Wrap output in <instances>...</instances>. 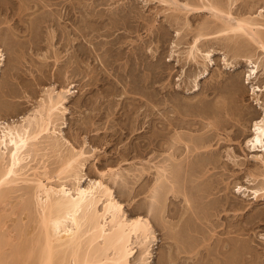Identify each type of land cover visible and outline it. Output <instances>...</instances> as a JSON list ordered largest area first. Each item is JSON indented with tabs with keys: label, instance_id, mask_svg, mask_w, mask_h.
<instances>
[{
	"label": "rangeland",
	"instance_id": "rangeland-1",
	"mask_svg": "<svg viewBox=\"0 0 264 264\" xmlns=\"http://www.w3.org/2000/svg\"><path fill=\"white\" fill-rule=\"evenodd\" d=\"M46 1L0 0V121L31 112L46 88L71 89L62 133L76 148L85 145L84 171L92 179H100L101 172L109 176L105 181L129 218L151 220L155 239L149 264H264V200L236 187L258 185L252 174L263 171L255 156L264 152L246 144L253 123L263 116L251 86L264 87V52L256 44L237 48L215 39L199 45L211 52L209 67L201 59L186 65L194 34L212 22L206 10L183 11L175 21L166 4L152 0H50L48 7ZM220 1L233 4L234 16L264 21L259 14L264 0ZM206 93L208 102L201 104ZM238 93L245 97L239 103ZM219 97L231 111L226 117ZM240 111L247 115L238 122ZM209 120L215 125L210 127ZM186 142L212 144L191 154ZM50 156L46 162L54 168L57 157ZM187 157L186 191L192 202L182 192L171 193L162 200V217L154 218L149 210L158 183L155 166L165 160L173 166L174 159ZM21 193L10 206L2 204L4 212H11ZM7 216V227L19 220L17 214ZM236 245L242 250L232 251L224 262L219 250ZM140 256L139 249L132 264Z\"/></svg>",
	"mask_w": 264,
	"mask_h": 264
},
{
	"label": "bare ground",
	"instance_id": "bare-ground-1",
	"mask_svg": "<svg viewBox=\"0 0 264 264\" xmlns=\"http://www.w3.org/2000/svg\"><path fill=\"white\" fill-rule=\"evenodd\" d=\"M152 1L166 4L168 8H165L171 10L175 21L182 17L180 14L183 11L187 15L204 10L211 13L209 16L211 15L212 22L201 26L185 52L183 59L186 65H196L202 60V64L209 67L211 52H203L199 45H209V42L215 39L227 45L235 44L237 48L256 44L264 52V21L255 16H234L231 12L232 3L227 5L220 0H187L184 4L179 0ZM52 3L53 1L47 0L44 6L48 7ZM263 11L259 12L261 17L264 16ZM178 31L177 35L181 32ZM54 38L53 33L48 37L49 46ZM177 44L173 47H177ZM94 59H98V56L96 55ZM3 60L4 53L0 48V67ZM100 61L105 62L103 59ZM257 71L255 69L251 71L247 80L253 79ZM198 86L195 85L194 91ZM251 90L255 104L263 110V116L253 123V136L246 145L250 150L264 152V99H262L264 87L252 85ZM69 92H71L69 88L63 91H56L55 87L46 88L37 107L31 112L18 119L0 121V264H132V258L139 249L141 256L136 264H149L152 243L155 239L151 220L142 216L129 218L122 203L116 199L113 187L105 181L108 175L101 172L100 179H92L84 171L88 156L85 145L76 148L62 133L61 121L67 111L65 101ZM204 95L201 104L208 102L206 96L209 93ZM244 98L238 93L236 100L239 103ZM218 99L224 116L230 115L231 111L228 110L226 99L222 97ZM246 113L240 111L237 121L240 122L241 117L247 115ZM209 125L210 127L215 125L214 121L209 120ZM211 144L185 143L191 154L198 149L208 150ZM50 155L57 157L54 168L50 165L49 167L46 162V158L51 157ZM255 158L263 167L261 169L263 171L258 176L252 174L253 182L258 180L259 184L252 188L237 184V192L245 196L251 195L252 199L264 200V156H255ZM173 161H175L174 169H172L174 165L171 166L166 160L155 166L158 183L152 193L153 204L149 213L156 219L162 217L159 215V208L163 202H166L169 194L176 196L182 192L188 204L191 201L190 196L188 197L190 193L188 192L187 195L186 191L188 175L191 172L190 160L187 157L185 162L182 158ZM205 173L201 175L205 177L207 175ZM201 177L198 176L194 182ZM19 192H22L21 196H18L19 200L15 202L16 204L14 202L11 204V212H4L2 204L10 202L14 194ZM163 199L165 201L162 202ZM194 212L196 214L195 210ZM15 214L19 215V220H13L14 225L7 227L6 216ZM238 245L234 248L225 246L226 249L221 246L224 250H219V253L223 255L224 262L229 259L232 251L241 249Z\"/></svg>",
	"mask_w": 264,
	"mask_h": 264
}]
</instances>
